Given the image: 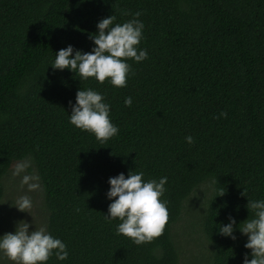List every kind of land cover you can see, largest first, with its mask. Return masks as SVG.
<instances>
[{
    "label": "trees",
    "instance_id": "trees-1",
    "mask_svg": "<svg viewBox=\"0 0 264 264\" xmlns=\"http://www.w3.org/2000/svg\"><path fill=\"white\" fill-rule=\"evenodd\" d=\"M138 10L148 57L128 58L126 86L48 66L68 44L90 51L100 18L122 23ZM78 88L110 106L118 132L103 144L68 121ZM17 160L35 170L45 226L68 251L46 264H191L180 261L174 226L200 185L210 249L193 261L241 264L246 237L218 231L229 215L251 218L246 197L264 199V0H0V200ZM128 170L167 177L163 232L139 245L104 216L107 178Z\"/></svg>",
    "mask_w": 264,
    "mask_h": 264
},
{
    "label": "clouds",
    "instance_id": "clouds-1",
    "mask_svg": "<svg viewBox=\"0 0 264 264\" xmlns=\"http://www.w3.org/2000/svg\"><path fill=\"white\" fill-rule=\"evenodd\" d=\"M122 14L127 15V12ZM140 15L138 10L132 13V19L122 23H114L116 17L112 14L100 18L95 24V33L89 35L92 41L90 51L74 49L73 45L68 44L56 50L48 66L54 70L75 72L80 80L91 77L99 83L107 80L118 88L126 86L127 77L131 74L128 58L140 62L148 57L147 50L138 47L144 28L143 21L136 19ZM123 103L131 105L132 98L126 96ZM68 105L69 123L93 134L101 144L117 134L118 128L109 117L110 106L101 92L78 88L74 102L70 100ZM224 115L221 111L220 116ZM184 139L189 144L193 142L191 135H186ZM25 166L17 164L12 175H18ZM143 177L142 171L128 170L127 175L117 173L107 178L108 187L105 191V199L109 201L105 219H117L116 232L138 245L161 235L168 219L167 201L161 199L167 177ZM36 180L35 176L23 175L20 182L31 191L39 187L37 183L30 182ZM241 195H244L243 191ZM246 200V209L251 211V218L246 217L237 223L229 215L227 223L219 224L218 232L235 240L234 227L238 229L246 237L243 247L249 250L242 253L241 264H264V199L246 197ZM12 205L28 213L32 201L25 193L19 195ZM30 224L33 225L32 220L20 219L15 222L13 231L0 234V254L7 257L11 264H46L51 256H55L58 261L67 258L66 245L59 237L51 235L44 225L29 230Z\"/></svg>",
    "mask_w": 264,
    "mask_h": 264
},
{
    "label": "rangeland",
    "instance_id": "rangeland-1",
    "mask_svg": "<svg viewBox=\"0 0 264 264\" xmlns=\"http://www.w3.org/2000/svg\"><path fill=\"white\" fill-rule=\"evenodd\" d=\"M17 164L26 165L23 170L13 176V169ZM23 175L37 177L35 170L29 168L26 160H17L11 163L8 173L2 179L4 185V195L0 200V234L4 232H11L14 230V224L17 220L24 219L31 221L29 230L32 228L45 226L46 211L43 207L41 197V186L38 181L35 182L39 187L35 190L29 191L26 185L21 184V177ZM208 190L204 185H200L191 195L185 200L179 221L174 226L175 239L180 252V261H190L191 264H199L202 261L198 260L202 253L209 251L210 245L204 239L199 227V213L203 207L205 196ZM27 194L32 201V207L28 209V213L17 210L12 203L21 194ZM0 264H11L7 257L0 254Z\"/></svg>",
    "mask_w": 264,
    "mask_h": 264
}]
</instances>
